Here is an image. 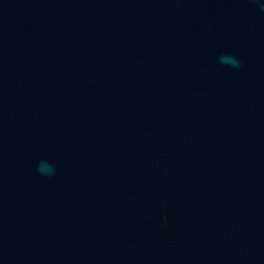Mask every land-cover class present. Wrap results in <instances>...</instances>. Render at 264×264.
Here are the masks:
<instances>
[{"label": "water", "instance_id": "1", "mask_svg": "<svg viewBox=\"0 0 264 264\" xmlns=\"http://www.w3.org/2000/svg\"><path fill=\"white\" fill-rule=\"evenodd\" d=\"M0 264H264V0H0Z\"/></svg>", "mask_w": 264, "mask_h": 264}, {"label": "clouds", "instance_id": "2", "mask_svg": "<svg viewBox=\"0 0 264 264\" xmlns=\"http://www.w3.org/2000/svg\"><path fill=\"white\" fill-rule=\"evenodd\" d=\"M220 62L222 64L230 65L234 68L240 67V62L233 56H229V55L221 56ZM37 171L42 175H49V176L55 173V169L51 165L47 164V162H43V161L39 165Z\"/></svg>", "mask_w": 264, "mask_h": 264}]
</instances>
